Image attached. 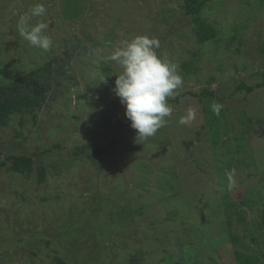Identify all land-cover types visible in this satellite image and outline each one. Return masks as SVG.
I'll list each match as a JSON object with an SVG mask.
<instances>
[{
    "label": "rangeland",
    "instance_id": "obj_1",
    "mask_svg": "<svg viewBox=\"0 0 264 264\" xmlns=\"http://www.w3.org/2000/svg\"><path fill=\"white\" fill-rule=\"evenodd\" d=\"M183 2L0 0V85L53 64L42 110L0 130L4 159H34L30 175L0 167V264H237L236 251L264 264V7L212 1L201 16L217 36L200 45ZM35 3L48 9L32 21L49 24L46 52L18 29ZM137 35L158 38L183 77L172 116L146 141L113 91L122 69L107 60ZM189 108L197 118L180 125ZM112 143L103 156L72 155Z\"/></svg>",
    "mask_w": 264,
    "mask_h": 264
},
{
    "label": "clouds",
    "instance_id": "obj_2",
    "mask_svg": "<svg viewBox=\"0 0 264 264\" xmlns=\"http://www.w3.org/2000/svg\"><path fill=\"white\" fill-rule=\"evenodd\" d=\"M44 3H35L27 11L18 13L20 35L32 47L49 51L53 47L52 37L48 34L49 24L41 18L47 15ZM160 41L149 35H137L130 41L118 46L107 60L117 63L122 71L117 74L113 91L125 106V115L131 121V128L136 130L139 141H146L155 136L159 129L167 124L172 116L173 106L168 99L183 87V77L177 71V64L162 56ZM93 78L97 73L90 74ZM105 81V78L100 79ZM212 111L219 116L222 105L212 104ZM197 118V111L189 108L178 120L180 125H188ZM235 170L228 174L229 188L235 186Z\"/></svg>",
    "mask_w": 264,
    "mask_h": 264
},
{
    "label": "trees",
    "instance_id": "obj_3",
    "mask_svg": "<svg viewBox=\"0 0 264 264\" xmlns=\"http://www.w3.org/2000/svg\"><path fill=\"white\" fill-rule=\"evenodd\" d=\"M214 0H184L183 9L191 18L194 24V34L196 41L200 45L213 40L217 36L216 30L202 18V12ZM264 7V0H261ZM264 50V49H263ZM53 74V64L48 62L15 81L0 85V130L10 125L12 117L20 116V126H23L26 115H33L42 110L45 106L49 91L51 89V79ZM242 89V87H241ZM252 91V88H248ZM106 149L97 144H89L75 148L73 156L80 155H106L112 149ZM0 167H7L8 171L21 175H30L34 171V159L28 155H12L5 159L0 155ZM38 182L46 180V169L39 167L37 170ZM230 226V225H229ZM260 226L264 231V209L260 217ZM235 258L237 264H260V258L254 255H247L236 251ZM57 264H64L57 260Z\"/></svg>",
    "mask_w": 264,
    "mask_h": 264
}]
</instances>
